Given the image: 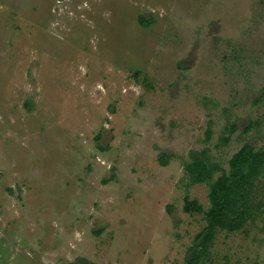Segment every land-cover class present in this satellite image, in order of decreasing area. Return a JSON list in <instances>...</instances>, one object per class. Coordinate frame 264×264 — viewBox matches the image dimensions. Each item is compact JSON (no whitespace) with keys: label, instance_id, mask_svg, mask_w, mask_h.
I'll return each instance as SVG.
<instances>
[{"label":"rangeland","instance_id":"obj_1","mask_svg":"<svg viewBox=\"0 0 264 264\" xmlns=\"http://www.w3.org/2000/svg\"><path fill=\"white\" fill-rule=\"evenodd\" d=\"M246 142L264 0H0V264H188L207 223L185 197L210 199L184 163ZM200 264H264V213Z\"/></svg>","mask_w":264,"mask_h":264},{"label":"trees","instance_id":"obj_2","mask_svg":"<svg viewBox=\"0 0 264 264\" xmlns=\"http://www.w3.org/2000/svg\"><path fill=\"white\" fill-rule=\"evenodd\" d=\"M141 22H143L142 19ZM256 124L250 121L245 132L252 130ZM237 128L236 123H228L224 133L231 135L237 131ZM207 131V137H210L212 129L209 128ZM229 140L230 137L222 138V141L226 143ZM168 160L167 155L160 156L161 164L166 165ZM228 165L229 169L215 161L207 149L191 151L189 159L184 163L187 178L192 183L208 185L210 199V206L205 209L198 200L185 197L184 210L188 213L203 214L207 223L196 236V245L190 248L188 264H200L216 232L219 230L238 232L248 223L256 222L264 213V202L256 201L259 190L258 181L260 182L264 176V147L257 148L246 142L233 154ZM79 261L81 264H91L82 259Z\"/></svg>","mask_w":264,"mask_h":264}]
</instances>
